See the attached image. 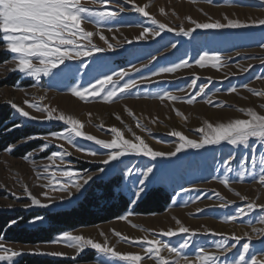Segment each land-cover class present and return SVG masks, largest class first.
I'll return each instance as SVG.
<instances>
[{"label":"rangeland","instance_id":"rangeland-1","mask_svg":"<svg viewBox=\"0 0 264 264\" xmlns=\"http://www.w3.org/2000/svg\"><path fill=\"white\" fill-rule=\"evenodd\" d=\"M81 2L94 11L116 13L111 19L99 22L91 19L82 24L86 31L94 33L92 44L103 51L94 52L80 60L66 61L61 66L63 71L53 70L54 75L42 76L37 81L18 71H9L15 66L13 54L7 52L0 43V59L7 57L0 63V110H10V120L15 123L11 129L4 130L3 134L9 137L13 132H21L15 142L0 149V216L68 208L80 201L95 180L117 176L120 178L118 191L130 200L128 211L122 215L126 219L117 218L63 232L82 235L100 244L107 241L110 247L121 254L145 256L142 264H155V261L145 255L139 244H130L122 237L133 241L142 240L145 236L149 239L158 238L175 247L189 240V247L183 249L182 253L193 264H197L198 249L204 248L208 254L220 255L216 245L224 241L230 250L220 255L218 264H230L234 257L238 258L237 254L242 251L243 244L249 243L244 264H251L253 256L258 262L264 261V235L259 232L264 229V224L259 222L264 217V211L257 207L233 222H225V217L235 216L237 210L246 208L248 203L264 206V184L259 183L264 145L258 141L247 148L223 143L201 149H184L175 156L165 155L156 159L143 155H125L105 165L101 161L106 159L109 150L81 137H73L74 143L69 144L65 140L48 136L51 132L65 130L67 126L56 120L47 121L45 117L48 112L37 111L24 103L28 100L40 108L55 109L53 116L64 114L78 119L86 135L111 141L113 135L110 129L115 127L126 139L136 142L135 137L139 136L147 144L150 140L159 145L155 148L148 144L154 151L164 153L174 151L179 142L177 137L170 135L172 131H180L198 140L200 134L196 129L202 127L204 121L215 125L236 118L246 119L248 117L239 109L248 108L264 115V107H261L264 105V96L248 91L264 92V25L258 23L264 20V0ZM135 7H145L149 16L137 13ZM152 19L157 24H153ZM229 20L247 26L195 29L189 36L179 34L180 28L187 31L195 27L190 21L226 24ZM159 23L174 31L165 30L159 36L151 35L152 31L159 30ZM145 28L149 32L138 39ZM100 35L105 37L107 43L100 39ZM81 43L87 44L88 41ZM109 44L112 45L111 49ZM204 53L221 58L217 67L211 66L215 61H207L203 67L197 64ZM181 61H187V66L173 73L159 71ZM119 72H126L127 75L122 78L115 75ZM106 75L113 77L117 89L129 81H135L136 86L124 93L118 92L110 102H104L102 96L84 102L71 94V88L88 87ZM107 87L111 90L112 86ZM201 87L204 92L197 95ZM164 92L178 99L161 100L159 97ZM192 97H195L194 103H187ZM64 99L74 103L73 109L65 104ZM11 103L36 119L21 116L11 107ZM28 129H33L32 134L23 136ZM44 144H48V147L41 151ZM8 148H12V151H6ZM89 151L96 154L89 155ZM53 152L63 153L62 159L48 160L47 157ZM148 167H152L153 172L145 179L142 173ZM128 169H132L131 175ZM64 170L74 175L71 178L64 177L61 175ZM241 172L244 173L243 179L240 178ZM88 176H92V180L85 185L83 180ZM141 179H145V190L137 199L133 193L141 187ZM224 179L229 181L227 187L221 183ZM76 184L83 185L80 191L76 190ZM61 187L67 190L62 191ZM158 188L168 195L169 202L164 205L163 211H137L147 195ZM33 198L39 200L40 204H33ZM132 200H136V203H131ZM222 204L225 206L221 207ZM175 211L183 212V220L164 227L160 219ZM201 221L212 223L207 226ZM180 227L188 228L189 233H179L172 237L156 235ZM253 229L258 231L254 232ZM114 233H120L121 236ZM233 236L240 238L239 243L231 238ZM59 238L60 235L52 242L36 244L0 239V244L21 253L13 258V264L24 255L50 257L62 264H95V250L89 248L77 256L75 249L59 242ZM74 256H77L75 260L72 259ZM161 256L174 258L166 249L161 252ZM176 259H179V264H184L182 257Z\"/></svg>","mask_w":264,"mask_h":264},{"label":"snow or ice","instance_id":"snow-or-ice-1","mask_svg":"<svg viewBox=\"0 0 264 264\" xmlns=\"http://www.w3.org/2000/svg\"><path fill=\"white\" fill-rule=\"evenodd\" d=\"M193 2H195V0H193ZM134 10L142 16H149L145 7H135ZM115 15L116 13L112 11H94L87 7L85 3H82L81 0H0V43H2L7 52L13 54L12 60L15 64L14 68L9 69V71H18L23 75L39 81L42 76L48 77L54 75L55 73L53 70L57 72L63 71L61 66L65 65L66 61L80 60L81 58L91 56L94 52L103 51V49L92 44L91 38L94 33L86 31L82 24L91 19H95L96 22L111 19L115 17ZM190 22L194 24L195 27L187 31L180 28L179 34L189 36L195 29L240 28L247 26L232 20H229L226 24L220 22ZM152 23L157 24V21L152 19ZM258 23L264 25V20H260ZM157 27L159 30L152 31L151 35L159 36L160 33L165 30L169 32L174 31L173 28L167 27L163 23H159ZM148 32L149 29L145 28L138 39L143 38ZM100 39L105 40L107 43L103 35H100ZM84 40H87L88 43L82 44L81 41ZM172 46L175 47V45ZM108 47L111 49L112 45L109 44ZM220 59L218 55L210 56L208 53H204L200 56L197 64L203 67L207 61H215V63L211 65L215 68L220 62ZM185 66H187V61H181L172 67H163L159 71L161 73H173L177 69ZM115 75L122 78L124 75H127V73L119 72ZM109 85L112 86L111 90L107 87ZM135 86V81H129L125 83L122 88L117 89L113 77L111 75H106L103 79H97L94 84H90L88 87L81 86L79 88H71V94L84 102H88L90 98L94 99L100 96H102L104 102H110L117 96L118 92L124 93ZM231 91H235V89H231ZM248 91L252 92L254 95L264 96V92H255L252 89H248ZM203 92L204 88L201 87L197 95ZM159 98L161 100L167 99L170 101H176L178 99V97L170 95L168 92H164ZM194 100L195 97H192L186 102L191 104L194 103ZM24 103L37 111L48 112V115L45 117L47 121L56 120L67 126L65 130L51 132L48 136L65 140L69 144L74 143L73 137H81L89 141H94L95 144L109 150L106 159L101 161V163L105 165L112 161H117L125 155H143L151 159H156L157 157L165 155L175 156L184 149H201L205 146H217L223 143L231 146H244L246 148L257 141L261 145H264V115L258 114L251 108L239 109V111L248 117L246 119L236 118L231 119L229 122H218L215 125L211 122L204 121L203 126L196 129L200 134L198 140L191 139L180 131H172L170 135L177 137L179 142L176 144L174 151L164 153L154 151L139 136L135 137L136 142L126 139L123 133L115 127L110 129L113 135L111 141H104L92 135H86L82 131L83 124L78 119L70 115L65 116L64 114L53 116L52 112L56 111L55 109L49 110L48 108H40L38 105L30 103L28 100H25ZM11 107L23 117L36 119V117L30 116L29 112L24 111L15 103H11ZM261 107H264V105H261ZM177 115H180V113L177 112ZM117 119H119V117H117ZM137 126H140L139 122H137ZM47 138L48 137H45V139ZM47 147L48 144H44L40 150L44 151ZM6 151L11 152L12 148H8ZM88 154L95 155L96 153L89 151ZM62 156L63 153L61 152H53L47 159L54 161L55 158L62 159ZM25 159H27V157H25ZM225 163H227V161H225ZM260 165L262 166V172L259 175V183L264 184V158H261ZM228 170L231 171L230 168ZM100 171L103 172L104 169ZM152 172L153 168L148 167L142 175L146 179ZM128 173L131 175L132 169H128ZM61 175L71 178L74 174L69 170H64ZM240 178H244L243 172L240 173ZM145 179L139 180L141 187L133 193L137 199L141 197L145 190L143 187ZM90 180H92V176H88L84 179L83 184L86 185ZM56 183L59 184L60 182L56 181ZM221 183L227 187L229 181L224 179L221 180ZM82 186L81 184H76V190L80 191ZM60 190L66 191L67 189L61 187ZM69 196H71L70 192ZM32 203L39 205L40 201L33 198ZM131 203H136V200H132ZM220 206L224 207L225 205L222 204ZM257 207L264 211V206L248 203L246 208L238 209L235 216L225 217V222H233L237 217L245 216L254 211ZM132 214L133 213H127V215ZM118 219H126V216H121ZM259 222L264 224V217H261ZM177 223H179V221H177ZM132 226L136 227V225ZM189 231L190 230L186 227H180L178 230L174 231L169 229L156 235L172 237L179 233L187 234ZM253 231L256 232L258 230L253 229ZM259 232L261 235H264V229L259 230ZM114 234L118 237L121 236L120 233ZM194 234L195 233H193V235ZM231 238L239 243V237L233 236ZM122 239L130 244H139L143 248L145 255L153 259L155 264H179V259L176 258L180 257L183 258L184 264H193L188 256L182 253L183 249L189 247V240H185L179 247H175L158 238L149 239L147 236L138 241H133L127 237H122ZM59 242H63L67 246L74 248L77 256L83 254L85 250L89 248L95 250L97 253L95 264H142V260L145 258V256L140 254H121L110 247L107 241H105L104 244H100L94 242L90 238L86 239L82 235H73L70 232L61 233ZM216 247L219 249L220 255H224L230 250L227 247L226 241L217 244ZM232 247L234 248L235 244H233ZM249 247V243H244L242 251L237 254L238 258L234 257L230 264H244L246 260L245 254L248 252ZM164 249H166L168 253L173 254L174 258L166 259L161 256V252ZM19 255H21L20 252L13 251L6 248L3 244H0V262L13 264V258ZM51 255L62 254L51 253ZM220 255L208 254L204 248H200L196 252V261L197 264H218ZM77 256L72 257V259L75 260ZM251 264H264V261L258 262L257 258L253 256L251 258Z\"/></svg>","mask_w":264,"mask_h":264},{"label":"trees","instance_id":"trees-1","mask_svg":"<svg viewBox=\"0 0 264 264\" xmlns=\"http://www.w3.org/2000/svg\"><path fill=\"white\" fill-rule=\"evenodd\" d=\"M6 58H1L0 63ZM11 114L8 109L0 110V149H4L21 136L19 131L13 132L9 137L3 134L4 130L15 126L10 120ZM32 130L28 129L23 136H30ZM119 185L120 178L117 176L98 179L91 184L79 202L68 208L43 213L3 214L0 216V239L23 244L48 243L63 231L117 219L124 215L130 206L128 197L118 191ZM168 202V195L158 188L147 195L137 207V211L160 213ZM39 216L40 219L37 220ZM12 222L14 224L10 226ZM16 264H62V262L50 257L24 255Z\"/></svg>","mask_w":264,"mask_h":264},{"label":"bare ground","instance_id":"bare-ground-1","mask_svg":"<svg viewBox=\"0 0 264 264\" xmlns=\"http://www.w3.org/2000/svg\"><path fill=\"white\" fill-rule=\"evenodd\" d=\"M217 11V10H216ZM240 12V11H239ZM230 13H232V12H230ZM251 16H255L254 14H250ZM233 17V16H232ZM62 100V99H61ZM64 100H66V103L65 104H67V106L69 107V108H72L73 109V106H74V103L73 102H71V101H69V100H67V99H64ZM59 104V103H58ZM128 104H131V103H128ZM75 106H76V103H75ZM93 107V106H92ZM76 108V107H75ZM94 109V108H93ZM71 110V109H70ZM206 117V116H205ZM188 123V122H187ZM148 144L149 145H151V146H153V147H155V148H157L159 145H156V144H154V143H152V141H150L149 140V142H148ZM169 149V148H168ZM174 217V218H173ZM162 222H163V226L164 227H168V226H170V225H174L177 221H181V220H183V212H180V211H175V212H172V213H169V214H167L166 216H164L162 219H160ZM201 222H203L204 223V225H209L210 226V224L212 223V222H210V221H201ZM190 223V222H189ZM191 224H193V225H197V223L195 222V223H192L191 222ZM149 227V226H148ZM125 231V230H124ZM129 232V231H128Z\"/></svg>","mask_w":264,"mask_h":264}]
</instances>
